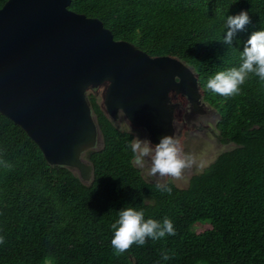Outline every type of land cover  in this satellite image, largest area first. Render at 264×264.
Segmentation results:
<instances>
[{"label":"trees","instance_id":"trees-1","mask_svg":"<svg viewBox=\"0 0 264 264\" xmlns=\"http://www.w3.org/2000/svg\"><path fill=\"white\" fill-rule=\"evenodd\" d=\"M69 9L99 19L115 40L151 57L191 66L219 115L222 139L234 147L187 188L168 183L171 193L162 191L131 163L133 134L112 123L91 94L104 142L87 156L95 180L85 185L68 168L49 165L0 113V264H264V82L250 76L228 97L206 87L217 72L239 67L243 44L264 29V0H72ZM242 10L251 23L226 45V18ZM128 206L145 219H171L176 234L115 255L112 224Z\"/></svg>","mask_w":264,"mask_h":264},{"label":"water","instance_id":"water-1","mask_svg":"<svg viewBox=\"0 0 264 264\" xmlns=\"http://www.w3.org/2000/svg\"><path fill=\"white\" fill-rule=\"evenodd\" d=\"M71 2L8 0L0 9V113L26 132L49 165L89 185L95 167L87 156L104 138L88 91L106 85L107 117L145 129L154 145L174 135L178 106L169 94L185 97L194 113H204V103L191 66L115 40L99 19L71 11ZM121 108L126 114L118 115Z\"/></svg>","mask_w":264,"mask_h":264},{"label":"clouds","instance_id":"clouds-1","mask_svg":"<svg viewBox=\"0 0 264 264\" xmlns=\"http://www.w3.org/2000/svg\"><path fill=\"white\" fill-rule=\"evenodd\" d=\"M250 23L249 13L245 10L227 16L223 43L232 45L237 33L244 31ZM240 60L239 67L219 71L209 78L206 84L207 89L228 97L238 95L241 86L250 76L254 75L264 82V29L251 33L243 44ZM108 83L112 82L108 81ZM120 114H126L123 108L119 109L118 115ZM129 147L133 154L131 163L141 169L147 167L148 174L152 177H171L173 180H178L191 164V157L184 153L180 141L175 139L174 135L163 136L155 145L149 139H141L137 135L130 141ZM156 187L171 193V188L159 181ZM118 216L119 218L112 224L114 236L111 245L115 255L124 254L133 245L143 246L149 238L156 241L166 235L176 234L173 222L167 217L162 222L153 218L145 219L142 210L130 206L121 208ZM3 242V237H0V244ZM162 258L168 260L171 257L165 251L162 253Z\"/></svg>","mask_w":264,"mask_h":264},{"label":"flooded vegetation","instance_id":"flooded-vegetation-1","mask_svg":"<svg viewBox=\"0 0 264 264\" xmlns=\"http://www.w3.org/2000/svg\"><path fill=\"white\" fill-rule=\"evenodd\" d=\"M103 86H106V85H103ZM170 98H171L170 105L178 106L174 113V118H173L174 137L175 139L179 141L182 140V143L184 145V148H183L184 153L187 154V156L191 157V161L192 160L194 162L198 161L199 157L197 156H200V153L202 152L201 149L203 148V146H205V144L213 141V137H216L220 143V145L219 144L217 145L218 149L221 148L222 146H227V145L234 147L232 143H227L222 139L220 135V131L217 129L219 115L215 111V109H213L210 105H208L203 99H202V102L204 103V107H203L204 113H194V111L192 110V107L190 106L189 102L187 101L185 97L181 95L176 96L174 93H171ZM121 118L122 116L119 118L118 121H120ZM133 129L139 132L145 133L148 139L151 141L149 133L145 129H142V128H133ZM199 150L201 151L199 152ZM196 167L197 166L192 167L193 172H195ZM194 175L196 174L193 173L190 179ZM143 178L148 183L154 184V185H156L158 178L161 179L159 176L152 177L149 175L147 176L148 180L144 176ZM190 179H189V182H190ZM168 183H172V182H168ZM168 183H165V185ZM172 184L177 186L174 183Z\"/></svg>","mask_w":264,"mask_h":264},{"label":"rangeland","instance_id":"rangeland-1","mask_svg":"<svg viewBox=\"0 0 264 264\" xmlns=\"http://www.w3.org/2000/svg\"><path fill=\"white\" fill-rule=\"evenodd\" d=\"M106 91V86H101L97 89L94 90H90L88 91V96L93 94L94 96H96V98L98 99V102L103 106V97ZM115 125L120 129V130H124V131H129L134 135V138L139 135V137L141 139H148L147 135L143 132H139L135 129H133L131 126H129L126 122V119L124 117H122L120 119V121H117L115 123ZM220 145L219 141L217 140L216 137H213V141L208 142L207 144H205V146H203V148L201 149L202 152L200 153V156L198 158V161H191L190 167H187L184 172L183 175L180 179L178 180H173L171 177H164L159 179L158 181L162 184L168 183V182H172L174 184H176L178 187L180 188H187L188 184H189V179L192 176V174H197L202 172L203 170H205L211 163H213L215 161V159L217 158V156L225 151H228L230 149H232L233 147L230 145L227 146H222L221 148L218 149L217 145ZM180 145L182 147V149L184 148V145L182 143V140L180 141ZM102 145L100 144V147ZM199 150V152L201 151ZM184 151V149H183ZM187 155V154H186ZM193 166H197L195 172L192 171V167ZM139 168V167H138ZM143 174V176L147 179L148 171L147 168L141 169L139 168ZM150 176V175H149ZM148 180V179H147ZM45 264H51L50 261L46 262Z\"/></svg>","mask_w":264,"mask_h":264}]
</instances>
